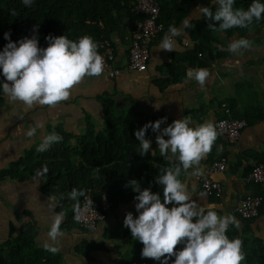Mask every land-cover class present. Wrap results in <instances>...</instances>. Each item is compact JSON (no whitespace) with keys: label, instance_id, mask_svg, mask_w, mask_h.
Here are the masks:
<instances>
[{"label":"crops","instance_id":"crops-1","mask_svg":"<svg viewBox=\"0 0 264 264\" xmlns=\"http://www.w3.org/2000/svg\"><path fill=\"white\" fill-rule=\"evenodd\" d=\"M201 5L198 2L192 8L185 20L187 24L201 16L194 11ZM185 21L176 27L178 35L174 38L173 50L160 48L168 32L157 37L151 48L148 67L143 72L124 73L116 80L103 74L85 76L70 90L68 99L54 106L34 104L29 108L8 99L0 107V172L40 143L48 127L60 126L76 136L84 134L88 125L95 132L103 129V103L107 100L111 102L112 113L116 117L127 115L135 105L146 117H166L163 127L182 116L190 117L196 123L211 121L215 125L223 116L221 105L227 104L232 116L248 113L250 121L239 140L230 144L218 134L212 150L199 165L183 171L180 179L198 203H215L218 214H231L236 220L235 206L246 195H259L263 200L262 209L250 229L264 246V186L243 183V178L255 163L264 164V28L252 30L244 37H220V44L212 46L221 54L220 57L202 65L203 57L204 60L209 58L196 54L195 45L185 33ZM240 38L247 39L249 47L237 53L229 51V43ZM110 41L114 47L115 65H125L130 49L129 34L115 35ZM189 69L207 70L208 77L203 85L188 77ZM154 104L160 105L158 110L154 109ZM37 124L40 127L36 134L28 136V130ZM150 140L153 151L141 156L139 147L135 155L164 159L160 156L155 137ZM220 158H226V169L210 172L211 164ZM74 162L77 163L70 159L67 164ZM197 168L200 170L198 175L195 174ZM203 176L221 184L220 199L211 200L203 194L199 184V178ZM43 185L44 179L33 177L23 182L0 181V245L10 238L11 227L17 232L31 225L36 232L35 247L49 251L55 247L57 250L53 253L62 259V264H128L127 259L138 255L137 240L121 236L123 229H128L123 225L125 214L132 212L134 217L137 215L135 201L114 207L107 221L93 234L69 227L52 237L51 227L58 215L57 202L42 195ZM63 223L62 217L59 228ZM84 242L102 248L88 253L91 258L88 260L84 254L78 253Z\"/></svg>","mask_w":264,"mask_h":264},{"label":"trees","instance_id":"trees-1","mask_svg":"<svg viewBox=\"0 0 264 264\" xmlns=\"http://www.w3.org/2000/svg\"><path fill=\"white\" fill-rule=\"evenodd\" d=\"M156 2L159 6L158 23L162 25V33L168 32L170 26H180L198 2L215 11V5L210 4V0H156ZM251 2L252 0H236L234 7L247 9ZM136 19L132 0H34L31 6H25L21 0H0V49L7 43L4 33L9 32L13 42L35 34L40 47L47 46L44 39L47 35H65L71 40L88 35L97 43V50L100 52L99 42L102 40H111L115 35L128 34L130 38ZM209 23L212 21L201 15L185 26V33L195 45L196 54L209 58L204 60L203 57L202 65L208 64L215 57H220L221 54L212 48L214 44H220V37H244L252 30L264 28V19L254 21L246 28L234 27L226 31L213 30L208 27ZM131 26L133 27L130 29ZM128 29L130 31H127ZM7 100L6 96L0 94V107ZM103 106L105 124L100 131L95 132L91 125H88L84 134L76 136L67 133L60 126L48 127L46 135L55 131L63 139L44 152L37 151L39 143L36 144L22 158L10 163L0 172V181L23 182L28 177L44 179L42 195L57 202V214H62L64 218L60 231L74 227L85 232L74 223L73 215L88 191L94 199L106 195L112 204L111 210L127 201H135L136 193L125 187L129 180L136 179L141 188H150L153 192L162 191V186L156 183L155 177L159 176L161 169L170 166L169 162L160 158H142L135 155L140 145L134 136V131L146 122L159 118L144 116L135 105L127 115L116 117L112 113L109 100L104 101ZM230 117L244 120L246 123L250 121L248 113L237 116L230 114ZM156 135L157 133H152L150 129L146 132L149 139ZM70 159L76 160L77 163L67 164ZM38 172L41 174L37 175ZM73 188L84 192L76 201L69 198ZM261 209L262 206L259 214ZM237 218L239 226L230 225L227 235L229 238L238 237L243 242L242 251L245 259L241 264H264L263 243L252 235L250 229L255 219L244 221L238 216ZM128 231L130 232L129 229ZM11 232L10 238L0 245V264H62V259L57 254L35 247L36 232L33 226H24L17 232L11 227ZM136 242L138 255L127 259L128 264H159L151 258H142L143 245L139 241ZM179 247L180 245H177V248ZM101 248L102 246L84 242L79 246L78 253L84 254L86 259L90 260L88 253Z\"/></svg>","mask_w":264,"mask_h":264},{"label":"clouds","instance_id":"clouds-1","mask_svg":"<svg viewBox=\"0 0 264 264\" xmlns=\"http://www.w3.org/2000/svg\"><path fill=\"white\" fill-rule=\"evenodd\" d=\"M25 6H31L34 0H21ZM236 0H210L215 11L209 6H197L194 11L203 15L209 28L217 31L246 28L254 21L264 19V0H252L247 9L234 7ZM188 21H185L187 25ZM36 28L33 27V33ZM178 29L170 26L160 44L164 50H173ZM7 43L0 49V94L13 102H21L26 107L34 104L54 106L68 99L70 90L85 76H99L103 72V57L98 45L91 36L84 35L71 40L65 35L45 36L47 46L40 47L38 37L33 34L13 42L10 33H4ZM249 42L245 38L233 40L228 50L237 53L247 49ZM189 78L201 85L208 77L205 69H189ZM160 105H153L158 110ZM167 118L146 122L134 131L140 145V155L151 153L152 140L146 137L150 129L157 133L155 142L160 156L170 166L161 169L157 184L162 191L153 192L150 188H141L136 179L129 180L125 187L136 193L132 212L125 214L123 225L130 230L132 237L142 243V258H151L159 264H241L245 259L242 240L229 238V226H239V221L231 214H218L215 203H198L193 199L186 183L180 179L181 172L199 165L200 161L212 150L217 138V130L211 121L194 122L190 117L182 116L165 124ZM37 124L31 127L27 135L34 136ZM63 137L52 131L42 137L37 151H47ZM46 171V169H45ZM196 169L195 174H199ZM41 173L38 172L37 175ZM84 192L73 188L69 198L76 201ZM62 214L54 218L51 235L59 234ZM177 245H180L177 248ZM55 247L50 251L55 252ZM174 258V259H173Z\"/></svg>","mask_w":264,"mask_h":264},{"label":"built area","instance_id":"built-area-1","mask_svg":"<svg viewBox=\"0 0 264 264\" xmlns=\"http://www.w3.org/2000/svg\"><path fill=\"white\" fill-rule=\"evenodd\" d=\"M133 12L137 16L134 22V31L130 35V49L127 63L121 67L115 65L114 47L110 40L99 42V54L103 57V72L111 80H116L124 73L143 72L147 69L150 60L151 48L157 37L162 33V25L158 23L159 6L156 0H132ZM89 77V76H87ZM223 116L215 122L217 133L223 136L230 144L236 143L247 123L230 117L227 104H222ZM226 158L214 161L210 172H223L226 169ZM246 185L256 184L264 186V164L255 163L250 172L243 178ZM202 192L209 198L218 200L222 196L221 184L203 176L199 178ZM262 198L258 195H246L234 208V213L244 221L258 217L262 206ZM112 204L106 195L94 199L88 191L73 215L74 223L86 233H95L101 224L107 221Z\"/></svg>","mask_w":264,"mask_h":264},{"label":"rangeland","instance_id":"rangeland-1","mask_svg":"<svg viewBox=\"0 0 264 264\" xmlns=\"http://www.w3.org/2000/svg\"><path fill=\"white\" fill-rule=\"evenodd\" d=\"M130 232L128 231V229H123V231L121 232V236L122 237H125V236H130ZM91 253H94V252H91ZM137 254H138V252H137ZM123 259L125 260L126 259V257H123Z\"/></svg>","mask_w":264,"mask_h":264}]
</instances>
